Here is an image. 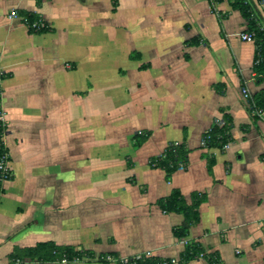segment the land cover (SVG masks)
I'll use <instances>...</instances> for the list:
<instances>
[{
    "label": "crops",
    "instance_id": "crops-1",
    "mask_svg": "<svg viewBox=\"0 0 264 264\" xmlns=\"http://www.w3.org/2000/svg\"><path fill=\"white\" fill-rule=\"evenodd\" d=\"M21 11L47 29L30 32ZM244 28L228 0H0L10 172L0 264H102L98 256L109 253L264 264V109L252 115L241 95L243 86L264 90V78L253 77ZM224 116L227 148H204V133ZM139 130L147 139L136 145ZM173 141L187 148V166L167 177L149 159ZM173 188L187 203L203 195L184 238L172 232L182 215L157 203ZM44 241L92 258L11 257ZM187 242L203 255L180 262Z\"/></svg>",
    "mask_w": 264,
    "mask_h": 264
},
{
    "label": "trees",
    "instance_id": "trees-1",
    "mask_svg": "<svg viewBox=\"0 0 264 264\" xmlns=\"http://www.w3.org/2000/svg\"><path fill=\"white\" fill-rule=\"evenodd\" d=\"M215 2L218 0H214ZM232 9L238 10L244 18H248V28L254 30L256 21H261L264 23V0H228ZM260 5V7L258 6ZM24 22L26 23L28 30L30 32H43L47 29L46 26L41 28H33L31 24L38 19L32 13L20 12L19 13ZM188 43L196 44L197 39L193 38ZM255 50L252 70L255 74V79L261 80L264 78V38L262 33L256 30L255 39ZM1 93V86H0ZM252 103L254 108L263 110L264 109V90H261L252 95ZM1 108V107H0ZM230 118L224 116L222 124L213 122L211 127L204 133V148H219L223 149L225 144H228L231 140L230 135ZM5 134V123L0 121V160L3 155H6L7 161V151L3 142V137ZM143 134H135V144H140L145 138ZM187 148L180 143L177 147L172 148L171 146L165 147L163 152L159 156H155L149 159V165L152 167L162 168L167 177L174 171L178 169L177 162L183 161L187 165ZM212 157L208 161L210 166L212 163ZM10 178V172L6 176V179ZM3 175L0 169V194L3 190L2 188ZM191 201L187 203L183 198V195L177 188H173L169 195L166 197L159 198L157 200L158 205L164 212H176L182 215V221L180 225L174 227L172 232L177 238H184L189 233V228L199 221L198 205L203 199V195L192 192L190 195ZM106 255L114 256L117 261L114 264H162V259L155 256H142L139 259L129 258L126 263L120 262L118 256L112 253L100 255L97 258L102 264H109L104 260ZM203 255L202 248L195 242H187L185 248L180 255V262H187L189 260L195 259ZM63 256H66L67 261L81 260L84 257L92 258V253L80 249L74 246H61L56 245L51 241L38 242L34 246L17 248L11 254V257H21L37 260L40 262H50V261H61Z\"/></svg>",
    "mask_w": 264,
    "mask_h": 264
},
{
    "label": "built area",
    "instance_id": "built-area-1",
    "mask_svg": "<svg viewBox=\"0 0 264 264\" xmlns=\"http://www.w3.org/2000/svg\"><path fill=\"white\" fill-rule=\"evenodd\" d=\"M254 1L256 3V0H254ZM258 6L260 7V5H258ZM17 15H18L17 11L16 10H12L8 14V17L9 18H14V17H17ZM244 20H245V28L239 35V37H240V39L242 41L251 42V43L254 44L255 39H256V30H257V32L262 33V37L264 38V23H261V21L257 20L254 30H250L248 28V22H249L248 18H244ZM31 26L33 28H41V27H44L46 25L40 18H38L36 21H34L31 24ZM254 46H255V44H254ZM67 67L69 68L70 65H67ZM2 77H3V71L0 68V81H1ZM253 77H255L254 73H253ZM241 95H242L243 99L246 101V103H248V107H249L250 113L252 115H259L261 110L254 108L253 103H252V95H251V93L249 92V90H248V88L246 86H243L241 88ZM0 121H3V112H2L1 108H0ZM214 122L222 124V121H220L218 119H216ZM137 134L140 135V134H143V132L142 131H138ZM204 142H205L204 139H202V143H201L202 146H204ZM179 144L180 143L178 141H173V142L169 143L167 145V147L171 146L172 148H174V147H177ZM225 148H227V144H225L223 146V149H225ZM177 166H178V169H185L187 165L183 161H178L177 162ZM0 169L2 171L3 181H4L6 179V176L8 175V172H9V170L7 168V165H6V155L5 154L3 155L2 159L0 160ZM142 256L143 255H135V256H132L131 258L139 259ZM144 256H149V255H144ZM118 258H119L118 260L120 262L126 263L127 260L130 257H127V258L118 257ZM104 260L107 263H109V264H114L117 261V259L114 256H112V255H106L104 257ZM61 262H67L66 256H63V258L61 259ZM16 263L20 264L19 261H16ZM175 263H176L175 259H168V260H163L162 261V264H175Z\"/></svg>",
    "mask_w": 264,
    "mask_h": 264
},
{
    "label": "rangeland",
    "instance_id": "rangeland-1",
    "mask_svg": "<svg viewBox=\"0 0 264 264\" xmlns=\"http://www.w3.org/2000/svg\"><path fill=\"white\" fill-rule=\"evenodd\" d=\"M244 42H246V41H244ZM139 131H141V130H139ZM137 132H138V131H137ZM137 132H136V133H137ZM142 132H143V131H142ZM143 133H144V132H143ZM143 136H144V135H143ZM146 139H147V138H146ZM146 139H145V140H146ZM133 142L135 143V139H134V141H133ZM150 167H152V166H150ZM179 261H180V260H179ZM176 264H178V261H177V263H176Z\"/></svg>",
    "mask_w": 264,
    "mask_h": 264
}]
</instances>
